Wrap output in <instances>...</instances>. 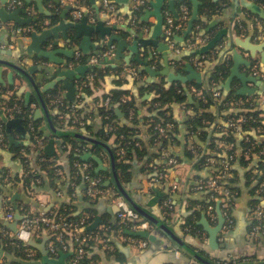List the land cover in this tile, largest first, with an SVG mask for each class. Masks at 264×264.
Returning <instances> with one entry per match:
<instances>
[{"label":"crops","instance_id":"obj_1","mask_svg":"<svg viewBox=\"0 0 264 264\" xmlns=\"http://www.w3.org/2000/svg\"><path fill=\"white\" fill-rule=\"evenodd\" d=\"M213 1L221 4L223 8L219 13L214 14L210 18L204 17V21L207 24L205 28L203 26L201 32L205 33L207 30H210L212 33H214V36L210 40L212 41L220 31H222L223 29H227V34L224 35L221 40H219L221 41V44L217 45V43L219 42L218 41L215 45L216 48L214 52H218V55L220 57L215 61L214 64L220 62L225 56H228L229 54L230 58H233L235 52H239L244 59L250 61V64L241 63L239 65V71L242 74L248 75L250 77L254 76L256 78H254L255 80H249L246 84L247 87L250 88V93L238 96L243 97L240 100H250L252 102H256L258 105L257 107H259L260 109H264V32H260L258 35H255V33L253 32V28L256 22L258 29H263L264 23L259 20L260 16L252 13L248 9L242 7L240 4H237L236 0ZM256 1L264 7L263 0ZM87 3L88 4L79 5L78 0H43L45 10L52 11L58 16H60L62 12H66L67 21L74 20V13L77 11H81L85 15L88 13L89 15L91 10H93L94 13H92L95 15L96 22L98 20H101L105 23V25L115 26L116 28L114 29L113 33L122 36L129 45H133V42L139 39L154 40L157 43L166 42L163 29L157 37H153L156 17L152 15L146 16L145 12L142 16V22L145 23L141 24L140 28H136L139 22L137 25H132L131 19L134 14L133 0H128L127 2H125L124 0H117V14L114 17L106 16L105 12L101 10L102 0H95L94 3H92L91 0H88ZM30 5L32 16H36L38 17V19H48L46 14L39 10L36 2H33ZM95 5L97 6V8H95ZM148 9L150 8H147V10ZM240 21H244L248 26V35H238L236 33L235 25ZM14 25L15 24L13 22H10L9 27L7 28H9L8 30H10L11 32L8 35H2L0 38V40L7 39V44L0 43V60L11 61L21 67L23 70L33 68V71L30 74L35 79L39 89H42L44 85H46L50 81L42 84V78H38V76L37 79L35 78V73L40 68V66L43 65L49 67L50 69L58 68L61 70L63 68V65L51 62L47 58L39 57L37 56V54H34V56H22L17 46L16 37H14V31L12 30V28H10ZM186 29L187 27L184 28L181 33L176 35L175 38L177 44L181 46L185 45L183 43L188 37L187 35L184 40L182 39ZM67 33L69 39H65L61 34L60 39L52 42V48H61L68 53H70V50H78L82 53V51L78 49L81 39L75 38L76 30L69 29ZM92 36V41L96 43L97 48H92V52L90 53L91 55H89V58L95 56L97 58V62L90 63L88 59L86 65L96 64L100 67H113L112 65H102L101 63L103 61V53L105 51H113V55L110 58L116 55V46L118 44V41H115L112 47H107L106 42L102 41L98 34H94ZM201 38H204L205 41L204 44H202L198 49L210 42L207 40V34L205 37ZM23 40L26 43L29 38L24 35ZM237 40H239L240 43L237 42ZM48 46L50 47V45ZM247 47L256 48L252 51L250 49H247ZM3 50H7V52H3ZM96 51H103V53L99 55ZM165 52L167 53V61L164 54ZM182 53H174L169 46L165 51H160L157 45L153 43L150 46H145L143 43L139 42L138 48L135 52L132 51L129 47H126L123 51L122 57L119 58L120 60L124 61L125 64L117 65L113 68H117L120 66L125 67L127 65H131L132 63H137L139 64V69L141 70L142 67L145 66L141 63V60H146L147 62H149L151 58L155 57V59L157 60L160 59V62L163 66L161 70H156L152 66L151 68L156 71H163L165 69L169 70V74H165L167 75L169 80H171V74L179 76H193V72L189 70V64L185 67L186 71L184 70L183 72H178L176 67L173 65L174 57L182 55ZM73 55H67L66 53L62 52L58 56L64 59V61L68 64V67L71 69L76 67L70 64V60ZM98 56H101L102 58H98ZM134 58H139L140 60H132ZM234 63L235 61L233 58L231 65L232 67L234 66ZM193 68L197 73L200 72L201 75H203V69L197 70L195 66H193ZM12 71L14 72L12 78L14 79L13 83L10 82L11 77L9 75ZM83 76L81 78H83ZM155 77H151L149 71H147L144 75V78H142L139 82L134 83V79L136 78H133L128 74L129 82L126 84V86L131 88L136 94V100L141 115L140 122L136 126L138 132L136 137L139 139L138 146L141 150V154L139 155L135 153V155L131 159V178L127 182L122 181L120 174L116 168V158L114 159L115 171L118 179L122 183L125 190L128 191L132 199H134V201L138 203V205L160 219L163 224L169 227L180 239L185 241L188 245L203 249L211 257L222 261H230L245 255H257L260 261H264V217L262 229H260V231L255 234L252 233V226L254 222L253 210L255 209H253L252 201L257 197L253 194V189L256 185V182L253 184L248 183L246 173L250 167H245L244 165H242L240 158L235 162L233 161L230 168L229 177L221 178L220 181L222 191L223 189H229L231 191V187L228 184L231 183L233 179H236V173L234 172V170L237 171L239 179L236 183V186L240 189V195L238 196L236 205L232 210V216L234 219L233 227L229 230H225L223 225L217 234L216 244H211L210 232L202 224V221L206 220L208 221L210 227H216L219 224V214L216 207V217H213L211 215V211L209 210H203L201 211V213H199L198 223L201 226L199 230L201 237L197 234L195 235L191 233H184L181 225L184 220V216H187L192 212V210L188 209V205H194V207H196V209H199L200 211V209L202 208L201 203L206 198H209L208 194H210V191L208 189L200 188L199 185L201 183H205L208 179L215 177L216 175L213 176L214 169H212L211 165L205 166L199 170L197 168L198 159L196 157H191L188 154V151L192 150V145L196 146L198 150L203 149L204 152L207 151V144H205V142L199 138L198 132L190 135L188 134L189 132L185 121L188 115L193 113V109H191V107L185 109L182 103L173 105L174 112L180 123L179 133L176 135L177 139L168 140V144L166 146H163L161 144L162 141H159L158 138L154 137L153 133L149 131L148 126L144 123L143 117L145 115H148L149 113L147 108L148 105L145 104V101L149 99L151 95H140L138 88L147 81H154L156 79ZM118 78L119 77L116 72L113 71L97 82L92 81L91 87L93 89V94L90 96L89 100L92 101L95 97H101L103 94L109 93L113 89L115 81ZM75 83V94L77 101L81 93L78 90L79 80H76ZM11 85H15L18 87V94L24 99L25 92L27 91L31 93L29 96L30 98L32 94H35L38 97V104L34 103V105L32 106L34 116L35 111L40 109L42 115L37 119L42 120V129H44V134L48 136V139L52 138L53 131L47 117L50 116L51 123L56 129L60 130L55 126L52 117V114L58 113L59 110L57 108L52 110L45 103L43 98L45 92H40L42 94L41 97L37 89L33 87V85L25 78L21 71L15 70L7 65H3L0 87H9ZM242 86V80L240 79V77L236 76L232 81L230 90H227L225 87L224 90L225 92L233 91L236 94V92ZM60 91L64 96L66 93V89L64 88L63 82H60ZM186 93L189 106H197L192 103V100L189 97L190 95L194 101H198L195 88H186ZM3 97H8V94H4ZM66 101L69 105L76 103L68 101L67 99ZM3 113L5 115V112ZM12 119L7 120L6 135L8 136V142L4 147L0 146L1 149L7 152V155L0 154L1 229L8 230L11 233L15 232V230L11 226L1 223L2 219L7 220L5 218V214L7 209L11 207L13 208L15 214V220L7 221H9L10 223H14L17 218L23 217V215L19 211V206L22 207V205L26 207L27 212L34 215L40 214L42 212H47L52 209L59 210L63 205L70 204L75 207L77 214L82 213L84 215L87 214V210H90L85 206L94 204L100 207V211H98V209L93 210L96 212V215L100 214L102 218V222L100 225H98V227H108L111 230L109 232L110 234L108 235V240L110 241V243L107 245H103L102 248H94L93 254L97 256L98 264H190L191 256L183 250H179L180 245L176 243L163 229H160L158 226L152 225L147 229L148 231H150V238L135 237L137 241H147V245L144 247L129 242V238L134 236L129 235L127 232H116L109 226L104 225V222L116 223L118 221L119 218L118 212L116 210V204L108 198H104L102 202H99L100 199H98L97 201H93L87 196V184L83 176H81V179L78 180V175H72V163L69 156L71 145L65 143L64 136L61 137V139L63 140L62 145H55L56 151L53 155H47V151L44 150L46 156L50 157L52 160H55L57 173L60 175V177L57 180H51L47 178L46 173L43 171L42 174L46 177L44 186L42 188L32 190L31 192L25 190L21 181H18L17 179L27 174V172L26 170H24V165L19 159L20 157L17 156V152L13 148L19 146V143L30 144L32 143V140L30 133L27 132V130L21 125V121L19 123V126H17L14 124H10V121ZM89 123L90 128L87 131L88 134L86 135L88 137L96 139L99 142L104 143L113 152V148L116 146V144L114 143L115 136H112L108 140L101 138L105 136V132L103 130L106 128L103 119L100 116H95L92 118V120L89 121ZM60 131L65 132L71 130L69 128H65ZM212 134L213 129H210V136ZM98 135L101 137H99ZM238 138L241 137L238 136ZM47 142L48 141L43 144V149ZM89 143V148H93L92 146L95 144L99 146L98 150H90L87 152H90L93 156L97 157L101 161V163H99L98 160L93 157L89 158L87 161L91 163L94 172L104 180L105 186H108L109 188L117 187L114 175L115 171L112 168L113 160L109 149L105 145L100 143ZM165 151H167L170 155H174L178 159H180L179 164L174 167H166L167 164L164 154ZM192 152L195 153L193 150ZM160 165L165 166L167 168V171L161 170L162 167L159 168ZM35 166L36 169H40L39 164H35ZM174 184L176 185V188L174 187ZM223 197L224 193L222 192L219 197L214 199L218 202L217 206L218 204L220 205L222 214L223 210L221 198ZM168 199L171 200L170 204L172 203L173 207L172 218L169 220L166 219L163 211V206L167 205L166 201ZM262 205L264 206V202L262 203ZM49 239L50 234L44 230L36 231L32 235L30 241H32L36 246L31 245V247L37 250L40 255L37 260H41L43 257V253L40 247L45 246L48 249ZM71 254L72 252H67L62 261L66 264H71ZM59 257L60 254L58 256H55V258ZM7 263L8 258L5 255H0V264Z\"/></svg>","mask_w":264,"mask_h":264},{"label":"trees","instance_id":"obj_2","mask_svg":"<svg viewBox=\"0 0 264 264\" xmlns=\"http://www.w3.org/2000/svg\"><path fill=\"white\" fill-rule=\"evenodd\" d=\"M201 4L199 7L198 19L194 22L191 32L188 34L187 39L183 44H187L189 41H194L198 35V38L205 37L207 34V40L210 41L214 36L210 30H207L205 33H202L201 30L204 26L206 27V22L204 17L210 18L216 13H219L222 10V5L213 0H200ZM24 4L23 15L25 17H31V6L23 0ZM88 0H78L79 5L88 4ZM113 3L117 8V0H113ZM187 4L192 10V3L188 0L178 1L176 4L177 13L175 14L171 8L165 4L164 10H169V12L174 16L176 20H180V5ZM91 7V6H90ZM91 10V9H90ZM101 10L105 11L103 4H101ZM147 6L142 7L139 11V24L136 28H140L142 22V16L146 12ZM91 12L94 13L93 10ZM117 14V13H116ZM85 14H83L84 16ZM90 21L88 13L86 14ZM55 20H58V15L56 14ZM264 23V20L259 18ZM188 25L184 23V28ZM198 25V29H197ZM19 26V25H15ZM23 28H35L37 30L42 29L41 23H32L29 26H19ZM164 27V22H163ZM236 33L238 35H248V26L244 21H240L235 25ZM253 32L255 35H258L260 32H264L263 29H258L257 22L254 25ZM183 31L180 30L179 33ZM125 33V32H124ZM209 33V34H208ZM176 36L174 37V39ZM176 40V39H175ZM221 44V41L217 45ZM216 46L205 51L201 54H198L194 50H187L173 59V65L176 67L178 72L186 71L185 67L189 64L195 66L193 60L195 58L204 59L203 67V77L201 81L196 79H191L187 82L181 80H169L167 75L159 74L157 75L154 81L145 82L139 86L140 95L150 94L151 97L145 101L148 108V115H145L143 118L144 123L148 126L149 131L153 133L155 138H158L159 141H162L161 144L166 146L168 140H175L176 135L179 133L180 123L174 112V104H183L187 108L193 109V113L189 114L185 124L188 128V134H194L198 132V136L201 140L207 144V151L204 152L203 149H199L198 153H193L192 150L188 151V154L191 157H196L197 168L200 170L205 166H210L214 169L213 176L217 175L221 170L220 161L229 156H233V161L241 159L242 165L245 167H250L246 173L248 178V183L253 184L256 182V185L253 189V194L256 195V199L252 201L253 209L258 203L264 202V109L257 107L256 102L250 100L244 102L240 105L231 104V101H237L242 99V96L236 95L233 91L225 92L223 84L230 75L232 68V59L230 54L225 56L220 62L215 61L220 57L218 52H214ZM103 51L99 54L101 55ZM98 58H102L98 56ZM89 59V55L81 54L79 57H76L74 54L71 57L70 64L73 66L86 65ZM134 67H137L139 70V78L134 79V83L139 82L147 70L139 69V64L132 63ZM147 66H155L156 70H161L162 63L160 59L157 60L155 57L151 58L147 63ZM60 69H50L47 66L41 65L40 68L35 73V78H42V84L47 83L48 81L53 80ZM115 71L118 75V79L115 81L113 89L106 94H103L101 97H95L92 101L89 100L90 96L93 94V89L91 87V82H97L100 79H103L110 72ZM134 78V77H133ZM204 79V80H203ZM129 82L128 73L124 71V66L113 68L111 66L100 67L98 65H93L87 73L79 80V91L80 96L78 97L75 104L69 105L64 98L63 94L60 91V83L56 84L55 87L46 91L44 93L45 103L54 110L57 108L58 113H53V122L57 128L60 130L69 128L72 132L80 134H88L90 128L89 121L92 120L95 116H100L106 128L103 130L105 136L101 137L105 140H108L112 136H115L114 143L116 146L113 148L114 156L116 158V168L120 174L122 181L127 182L131 178L130 172V161L135 155L141 154V150L138 146L139 139L136 137L137 128L136 126L140 122V109L137 104L136 94L131 88L126 86ZM39 84V83H38ZM195 88L199 106H189L188 97L186 93V88L191 89ZM219 89L221 91V97L216 98L213 96L214 90ZM18 87L11 85L9 87H0V119L3 122L5 137L3 140L0 138V146L4 147L8 142V136L6 135V126L7 120L12 118L20 119L21 125L30 133L32 143L30 144H21L14 147L19 156L21 162L24 165V170L27 174L23 175L21 178H18V181H21L23 187L28 192L36 190L37 188H42L45 183V175L42 174L44 171L47 175V178L51 180H57L60 175L57 173V166L55 165V160H52L50 157L46 156L43 144L48 139V136L44 134V129H42V120L35 119L33 113L34 103L38 104V97L35 94H32L29 102L18 94ZM3 94H8V97H3ZM62 97L63 104L57 102L58 97ZM109 102L106 104V101ZM19 103L21 106V111L18 112L15 108V104ZM217 109V111H216ZM5 112V115L4 113ZM119 112L122 114L128 123L122 122V117L119 116ZM243 116V121L241 122V129L243 134L238 138L237 131L231 127H225V122L232 118H237ZM77 118L80 121H85L84 126L79 125V123H74L73 119ZM168 123H173L174 126L172 129L166 130V133L161 134L156 126H166ZM108 126H113V129H108ZM33 128V129H32ZM210 129H213V134L210 136ZM1 132V131H0ZM34 135H37L41 138L42 144H35ZM66 144L71 145V150L69 153L70 161L72 163V175L78 174V180L81 179V175L78 173L79 168L74 166V161H85L83 155L90 150H98V145H93V148H89V142L76 137L75 135H66L64 136ZM248 138V140H247ZM207 142V143H206ZM232 143V147H227L228 144ZM125 148V153H120V148ZM209 159H215V163H210ZM180 160V159H179ZM35 164H39L40 169H36ZM161 170L167 171L165 166L160 165ZM160 170V169H159ZM217 170V171H216ZM236 173V179H233L230 185L231 187V200H230V209H234L236 205V200L240 195V189L236 186V183L239 179L238 173ZM93 174H95L93 170ZM102 186L106 189H111L115 197L122 196L120 190L117 187L109 188L104 185V180ZM209 195V194H208ZM210 197V196H209ZM97 201L98 199H91ZM192 203V202H191ZM217 201L210 198H206L201 203V209H196L194 205H188V209L192 212L184 216L182 222V228L184 233L197 234L201 237L199 230L201 228L198 223L199 213L203 210H208L207 206L209 204L214 205V211H216ZM164 205V204H163ZM19 211L22 215H33L27 212V209L24 205L19 206ZM163 211L166 219L172 218L173 207L172 203L170 205H164ZM254 211V210H253ZM48 215H53L54 213L64 214L69 217V219L78 221L82 217H86V225L84 227L85 233L99 234L106 242L109 244L108 240L109 232L111 231L108 227H97L96 229H90V225L93 223L96 217V212L92 209L87 210V214L76 213L74 206L70 204L63 205L61 209L44 212ZM152 225L156 226L155 223L150 222ZM105 226H109L114 231L125 233L127 230L131 229V222H122L120 219L116 223L104 222ZM199 233V234H198ZM69 241V236H65ZM53 241L55 245L59 246V243L56 241V236H52L49 239V242ZM104 243H98L95 240H91L85 243L83 246L86 249L87 253L84 262L93 261L98 263V258L93 254L95 247H100ZM0 246L4 247L6 251L14 254L17 257L23 259H37L40 257L39 252L34 249V255L29 256L25 251V245L9 235H6L3 231L0 230ZM30 248L31 245H28ZM192 247V246H191ZM59 248V247H58ZM74 245H69V248L65 252H72L71 258L74 255ZM197 250L200 255L205 258L214 261L218 264H244V263H253L258 262L260 259L257 255H245L230 261H222L211 257L205 250L192 247ZM33 249V248H32ZM61 252H64L60 249L57 254L51 253L50 255L55 257L58 256ZM11 264H22L20 262H12Z\"/></svg>","mask_w":264,"mask_h":264},{"label":"water","instance_id":"obj_3","mask_svg":"<svg viewBox=\"0 0 264 264\" xmlns=\"http://www.w3.org/2000/svg\"><path fill=\"white\" fill-rule=\"evenodd\" d=\"M92 3L95 2V0H91ZM125 2H127L128 0H124ZM178 1H184V0H151L150 1V6L151 8L146 10V16H154L156 17V24L154 26V33H153V37H157L162 29H163V22H164V16H163V8L164 5L167 4L171 10L176 14L177 10H176V4ZM192 3V14L191 17L189 19L188 25H187V29L184 32V36L182 37V39L184 40L186 38V36L191 32L192 27L194 25V22L198 19V15H199V7L201 4L200 0H188ZM264 1V0H263ZM9 2V0H0V21L4 22V23H10L13 22L15 25H19V26H29L32 23H41L42 24V29L41 30H37L35 28H23L24 31L23 32H16L14 33V37H16L17 40V46L19 49V52L22 54V56H34V54H37V56L39 57H44L49 59L51 62H54L56 64H60L63 65V68L58 72L57 77L50 81L49 83H47L46 85H44V87L42 89H39V87L36 84L35 79L32 77V75L30 73H32L33 68H29L28 70H23L21 67H19L18 65H16L15 63L11 62V61H7V60H0V80H1V72H2V68L3 65H7L15 70L21 71L23 73V75L25 76V78L30 81V83L33 85V87L35 89H37L39 95L41 96L42 94L40 93L42 91L46 92L50 89H52L53 87H55V85L57 83L63 82L64 83V88L66 89V93H65V98L68 101L71 102H76V80H80L81 77L83 75H85L86 71H88L93 65L88 64V65H81V66H76L75 68H69L68 64L64 61V59H62L61 57H59L58 55L60 53H66L67 55L69 54H74V52L76 50H70V53L65 52L64 49L61 48H52V45L55 40L60 39L61 34L63 35V37L65 39H69L68 33L67 31L69 29H74L76 30V34H75V38L76 39H81L80 45L78 47L79 50L82 51L83 54H88L91 55L90 53L92 52V48L95 49L97 48L96 43H94V41H92V35L94 34H98L100 39L102 41L106 42V46L107 47H112L114 45L115 41H118V44L116 46V55L112 58L105 56L103 58L102 61V65H112L113 67H116L117 65H124L125 62L120 60L119 58L122 57L123 51L126 47H129L132 51H136L138 48V43L141 42L143 43L145 46H150L152 43L157 45L158 49L160 51H165L168 48V45L165 43H160V42H156L154 40H144V39H139L133 42V45H129L125 39L120 36L117 35L115 33H113L114 29L116 28L115 26H108L105 25V23L101 20H98L97 22H89L88 16L84 15L79 19H74L72 21H67L66 19V12H62L60 14V16H58V20H55V16L56 13H53L52 11L49 10H45L44 9V5H43V0H25L26 3L28 4H32L33 2L37 3V7L39 8L40 11L44 12L46 14V16L48 17V19H38V17H25L23 15V8L22 7H18L16 9L10 10L7 7V3ZM237 4H240L242 7L248 9L249 11H251L252 13L260 16V18L264 19V7L262 5H260L256 0H236ZM31 6V5H30ZM95 8H97V6L95 5ZM32 12V10H31ZM0 38L3 35H8L11 31L8 30L9 28L7 27H1L0 28ZM227 34V29H223L222 31H220L212 41H210L207 45L201 47L200 49L194 50L197 53H203L205 51H208L209 49L213 48L216 43L221 40L223 38L224 35ZM24 35H26L29 40L25 43L23 40ZM237 42L240 43L239 40H237ZM0 43H4L7 44V39H2L0 40ZM50 45V47L48 46ZM256 47H247V49L250 50H254ZM3 52H7V50H3ZM97 54H100L101 51H96ZM165 58L167 61V53L165 52ZM234 58V66L231 69V73L228 76L227 80L225 81L224 87L227 90H230L231 88V84L233 79L238 76L240 77V79L243 82V86L236 92L237 95H244L247 93H250V88L247 87V82L249 80H255L254 78L256 77H250L248 75L242 74L239 71V65L241 63H247L250 64V61L244 59L242 57V55L239 52H235L233 55ZM132 60H140L139 58H134ZM141 63L145 66L142 67L141 70L145 69L147 71H149L151 77H155L159 74H169V70L165 69L163 71H156L154 69H152L151 67L147 66V61L146 60H141ZM96 65V64H95ZM99 66V65H98ZM189 66V70L191 72H193V76L192 75H187V76H179V75H175V74H171V80H181L183 82H187L191 79H196L198 81H201L202 79V75L200 72H196L195 69L193 68V66ZM13 71L9 74L11 79L10 82L13 83L14 79L13 78ZM258 78V77H257ZM150 80V79H149ZM30 92L27 91L25 92V100L28 103L30 100ZM42 97V96H41ZM189 97L192 100V103H194L195 105L199 106V102L198 101H194L192 99V97L189 95ZM42 115L41 110L38 109L35 111V119H37L38 117H40ZM119 116L122 117V114L119 112ZM49 124L51 126V129L53 131V137L48 139L47 144L44 146V150L47 151V155H53L56 151L55 145H62L63 140L61 139V137L66 136V135H75L76 137H79L81 139H84L86 141L92 142V143H100L105 145L102 142L97 141L94 138L88 137L86 134H80V133H75L72 131H60L58 129H56L54 127V125L51 123V119L50 116L47 117ZM122 122L124 123H128V121L122 117ZM20 123V119H12L10 121V124H14L19 126ZM106 146V145H105ZM107 147V146H106ZM108 148V147H107ZM109 149V148H108ZM109 152L111 153L112 156V160H113V170L115 171V165H114V153L112 152V150L109 149ZM0 154L3 155H7V152H5V150L0 148ZM95 158L98 160L99 163H101V161L93 156L90 152H86L83 155V159L88 160L89 158ZM115 175V179H116V185L117 188L120 190L122 196L126 199V201L138 212L140 213L145 219H147L149 222L155 223L156 226H158L160 229H163L176 243H178L179 246V250H183L184 252H186L188 255H190L192 258L197 259L198 261H200L202 264H218L214 261H211L207 258H205L204 256L200 255V253H198L197 250L193 249L190 245H188L185 241H183L182 239H180L169 227H167L165 224H163L160 219H158L157 217H155L154 215H152L151 213H149L146 209L142 208L140 205H138V203H136L134 201V199H132V197L130 196V194L128 193V191L125 190V188L123 187L122 183L120 182V180L117 177L116 171L114 172ZM104 198L100 199L99 202H102ZM29 200V199H27ZM88 209H98V211H100V207L94 205V204H90V205H86L85 206ZM83 207V208H85ZM83 210V209H82ZM116 210L117 212L120 211V207H118L116 205ZM217 210H218V214H219V224L216 227H210L208 221L203 220L202 224L205 226V228L210 232V242L212 245L216 244L217 241V234L220 231V229L222 228V226L225 223V217L222 214L220 205L218 204L217 206ZM21 218V217H20ZM17 218L16 221L14 223H10L9 221L2 219L1 223H3L4 225H9L11 226L15 231L17 230V224H18V219ZM102 222V218L100 216V214L96 215L95 220L93 221V223L90 225V229H96L98 227V225H100ZM129 235L134 236V237H142V238H150L151 234L150 231L148 230H138V231H132V230H127L126 231ZM29 245H34L32 241H29ZM36 246V245H34ZM40 247V246H39ZM41 251L43 253V257L41 260H37V259H23L20 257L15 256L12 253H9L8 251H6L4 249V247L0 246V255L3 256L5 255L8 258V263L7 264H11V262H20L22 264H66L64 263L62 260L63 258L66 256L67 252H61L60 253V257L59 258H55L52 257L50 255V251L44 246V247H40ZM244 264H264V261H258V262H253V263H244Z\"/></svg>","mask_w":264,"mask_h":264},{"label":"built area","instance_id":"obj_4","mask_svg":"<svg viewBox=\"0 0 264 264\" xmlns=\"http://www.w3.org/2000/svg\"><path fill=\"white\" fill-rule=\"evenodd\" d=\"M151 0H133V10L134 14L131 19L132 25H137L139 22V14L138 11L142 8L147 6V8H151L150 6ZM24 4L23 0H9L7 3V7L10 10L16 9L18 7H22ZM102 4L105 8V15L108 17H114L116 16L117 8L116 5L113 3V0H102ZM180 20H176L174 16L169 12V10L163 11L164 16V37L167 45L172 49V51L176 54H180L187 50H197L202 44H204L205 39L204 38H198V35L194 41H189L187 44L181 46L177 44L174 37L179 34V31L184 29V23L187 24L189 22V19L192 14V10L187 4H181L180 5ZM83 12L77 11L74 13V18H81L83 16ZM91 22H96L95 15L90 12L89 15ZM1 27H9V23H4L0 21V28ZM14 33L16 32H23L24 29L22 27L17 26H11ZM198 29V25H197ZM82 53L80 51H75L76 57H79ZM113 55V51H105L103 53V56L111 57ZM156 55V54H155ZM157 56V55H156ZM90 63L97 62V58L95 56H92L89 58ZM195 67L200 70L204 67V59L202 58H195L193 60ZM73 66V64H71ZM155 68V66H153ZM124 71L131 75L134 78H138L139 70L137 67H134L132 65H127L124 67ZM4 95V94H3ZM221 91L219 89L214 90L213 96L216 98L221 97ZM57 102H60L63 104L62 97L57 98ZM109 102V100L106 101V104ZM244 101L237 100V101H231V104L240 105ZM185 109L187 108L185 105L183 106ZM15 108H17V111H21V106L19 103L15 104ZM74 123H79V125L84 126L86 124L85 121H80L77 118L73 119ZM243 121V116H239L237 118L229 119L225 122V127H231L237 131V134L241 136L243 134V131L241 129V122ZM174 126L173 123H168L166 126H156V129L161 133H166V130L172 129ZM33 129V128H32ZM108 129H113V126H108ZM4 127L3 122L0 119V138L3 140L5 137L4 133ZM248 140V138H247ZM35 144H42V140L39 136L34 135V141ZM227 147H232V143L228 144ZM195 153H198V148L194 145H192L191 148ZM120 153H125V148H120ZM264 153V151L262 152ZM165 158H166V166L174 167L179 164V159L174 156L170 155L167 151H165ZM215 159H209V162L215 163ZM221 163V170L220 172L210 179H208L205 183H201L199 185L202 189H208L210 192L209 198L214 200L215 198L219 197V195L223 192L224 197L222 199V210L223 215L225 217V224L224 229L229 230L233 227L234 219L232 216V211L230 209V200H231V191L229 189H223L221 190V178L229 177L230 175V168L233 163V156H229L227 158H224L220 161ZM74 166L76 168H79L78 173L83 176L86 184H87V196L90 199H101V198H108L111 199L112 202H114L118 207H120V211L118 212V218L122 222H131V230L132 231H138V230H147L152 226V224L145 219L140 213H138L127 201L123 196L115 197L114 193L111 189H106L102 186L103 179L98 176L96 173L93 174V168L91 166V163L87 160L85 161H74ZM78 175V174H77ZM165 175V174H161ZM174 187L176 188V185L174 184ZM171 200L168 199L166 201V204H170ZM208 210L211 211V215L213 217H216V213L214 211V205L209 204L207 206ZM254 222L252 226V233H257L262 229L263 226V217H264V206L261 203H258L255 206L254 209ZM5 218L9 221L15 220V214L13 211V208H8L5 214ZM86 217H82L78 221H74L69 219L67 215L64 214H58L54 213L53 215L45 214L44 212L40 214H34V215H23L21 219H19L17 224V230L15 232H10L8 230L1 229L6 235H9L10 237L21 241L25 245V251L29 256L34 255V249L30 248L29 241L31 240L32 235L39 230L47 231L50 234V238L52 236H56V241L59 243V246L55 245L53 241H50L48 243V250L50 251V254H57L60 249L62 251H66L69 248V245H74V255L71 258V264H81L83 262V259L86 256V249L84 248V244L95 240L98 243H104V245H107L108 243L106 240H104L99 234H91V233H85L84 227L86 225ZM65 236H69L68 239L65 238ZM132 244H137L140 246H146L147 241H137L135 237L129 238ZM59 247V248H58ZM109 247V245H108ZM53 257V256H52ZM83 264H98L94 263L93 261L84 262ZM167 264H174V263H167ZM190 264H202L200 261H198L195 258L191 257Z\"/></svg>","mask_w":264,"mask_h":264}]
</instances>
